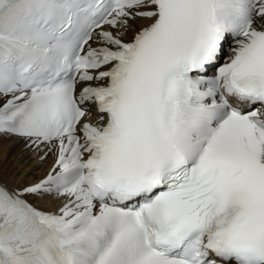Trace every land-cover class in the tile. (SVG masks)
<instances>
[{"label": "snow or ice", "instance_id": "6c2138e0", "mask_svg": "<svg viewBox=\"0 0 264 264\" xmlns=\"http://www.w3.org/2000/svg\"><path fill=\"white\" fill-rule=\"evenodd\" d=\"M0 137V264H264V0H0Z\"/></svg>", "mask_w": 264, "mask_h": 264}, {"label": "bare ground", "instance_id": "6f19581e", "mask_svg": "<svg viewBox=\"0 0 264 264\" xmlns=\"http://www.w3.org/2000/svg\"><path fill=\"white\" fill-rule=\"evenodd\" d=\"M54 160L53 155H50L46 162H41L24 147L23 140L0 137V171L3 172L9 187L15 186L16 176H23L28 183L33 182L46 173ZM37 206L45 210L53 208V205L45 201L38 202Z\"/></svg>", "mask_w": 264, "mask_h": 264}]
</instances>
